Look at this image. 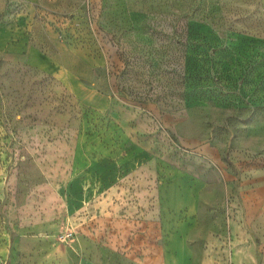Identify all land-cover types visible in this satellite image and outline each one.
Masks as SVG:
<instances>
[{
	"label": "rangeland",
	"instance_id": "1",
	"mask_svg": "<svg viewBox=\"0 0 264 264\" xmlns=\"http://www.w3.org/2000/svg\"><path fill=\"white\" fill-rule=\"evenodd\" d=\"M28 2L0 35V264H264V0Z\"/></svg>",
	"mask_w": 264,
	"mask_h": 264
},
{
	"label": "crops",
	"instance_id": "2",
	"mask_svg": "<svg viewBox=\"0 0 264 264\" xmlns=\"http://www.w3.org/2000/svg\"><path fill=\"white\" fill-rule=\"evenodd\" d=\"M28 0H0V35H6L7 40L13 38L17 33V29H30L28 26V18L30 17ZM20 55L19 60H24L32 65H37L47 71L56 72L66 78L73 76V80L79 79V75L76 70L70 67L71 59L66 66L62 64L59 59L46 55L36 46L18 44L16 48ZM38 52H41L47 59L46 63L40 64L31 59L33 55L37 56ZM72 63H74L72 61Z\"/></svg>",
	"mask_w": 264,
	"mask_h": 264
}]
</instances>
